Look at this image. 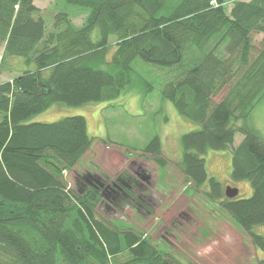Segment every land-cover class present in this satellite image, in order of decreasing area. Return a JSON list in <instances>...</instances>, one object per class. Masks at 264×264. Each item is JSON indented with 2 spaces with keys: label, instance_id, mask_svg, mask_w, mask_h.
<instances>
[{
  "label": "trees",
  "instance_id": "16d2710c",
  "mask_svg": "<svg viewBox=\"0 0 264 264\" xmlns=\"http://www.w3.org/2000/svg\"><path fill=\"white\" fill-rule=\"evenodd\" d=\"M63 1L87 12L81 27L65 13L48 27L34 0H0V66L14 57L34 65L0 83V264H184L141 233L96 218L107 201L76 171L93 141L84 117L29 122L56 104L116 99L136 58L179 70L161 96L199 128L181 137L178 171L194 191L207 183V197L264 251V235L253 231L264 225V137L247 123L264 96V0ZM253 34L263 35L254 56ZM228 149L230 179L248 181L249 198L227 199L206 173L208 151ZM148 154L164 165L158 137L138 155Z\"/></svg>",
  "mask_w": 264,
  "mask_h": 264
},
{
  "label": "rangeland",
  "instance_id": "374dc122",
  "mask_svg": "<svg viewBox=\"0 0 264 264\" xmlns=\"http://www.w3.org/2000/svg\"><path fill=\"white\" fill-rule=\"evenodd\" d=\"M34 5L48 27L58 13L67 14L75 28L81 27L87 17L84 9L66 5L63 0H34ZM97 37L98 32L94 30L92 39L95 41ZM262 40V34L251 36L252 56L260 49ZM114 50L113 47L109 49L108 58ZM2 53L3 45L0 44V59ZM100 67L105 68V65ZM132 67L130 83L116 99L77 107L56 104L31 117L29 122L82 116L87 134L93 141L76 166L78 173L110 182L121 173L135 177L136 167L140 165L149 176L148 182L138 180L143 189L130 190V198L124 195L117 201L106 200L110 210L98 206V220L141 233L158 250L172 253L184 264H264V251L254 249L248 237L221 213L218 201L207 197L208 184L194 191L178 171L177 163L182 156L181 137L199 128L161 96L164 84L173 80L179 70L155 66L138 58ZM32 69L34 65H26L21 58H6L0 66V83ZM224 94L225 91L221 92L214 101H219ZM247 123L264 137V96L252 110ZM154 137L160 140L161 157L165 161L161 167L149 154L146 159L138 155ZM241 139L237 134L233 146ZM102 142L109 144L106 146ZM204 159L208 177L224 186L237 188L240 199L251 196L248 181L233 182L230 179V149L210 150ZM65 177L73 184L71 173L65 172ZM253 231L264 235V225L256 226Z\"/></svg>",
  "mask_w": 264,
  "mask_h": 264
},
{
  "label": "flooded vegetation",
  "instance_id": "af4514ba",
  "mask_svg": "<svg viewBox=\"0 0 264 264\" xmlns=\"http://www.w3.org/2000/svg\"><path fill=\"white\" fill-rule=\"evenodd\" d=\"M136 168L137 169L135 170V177L129 175L130 176V178L128 179L129 184H127L128 182L126 183L117 178L113 179L110 182H107L105 180L93 176L94 179L99 180L103 184L101 188L95 186L94 187L97 191H99L103 200H108L110 202L117 201L118 197L125 195L126 189L134 190V191H136V189L139 190L143 189L142 184L139 181H145V182L149 181V176L145 174V171L142 169V167L138 165ZM89 180L92 181L93 178L90 177ZM114 184H116L118 187H114ZM110 187H113L114 189H111Z\"/></svg>",
  "mask_w": 264,
  "mask_h": 264
},
{
  "label": "water",
  "instance_id": "95a60500",
  "mask_svg": "<svg viewBox=\"0 0 264 264\" xmlns=\"http://www.w3.org/2000/svg\"><path fill=\"white\" fill-rule=\"evenodd\" d=\"M92 178H93L92 181L89 180L90 178L85 180L87 185L91 186L94 189H95V187H100L101 188L103 186V184L99 180L94 179V177H92ZM114 187H118V186L116 184H114ZM110 188L114 189L113 187H110ZM238 193H239L238 189L237 188H233L231 186H226L225 189H224V194H225V197L227 199L236 198L238 196Z\"/></svg>",
  "mask_w": 264,
  "mask_h": 264
},
{
  "label": "crops",
  "instance_id": "0c3cea01",
  "mask_svg": "<svg viewBox=\"0 0 264 264\" xmlns=\"http://www.w3.org/2000/svg\"><path fill=\"white\" fill-rule=\"evenodd\" d=\"M53 122V121H52Z\"/></svg>",
  "mask_w": 264,
  "mask_h": 264
}]
</instances>
